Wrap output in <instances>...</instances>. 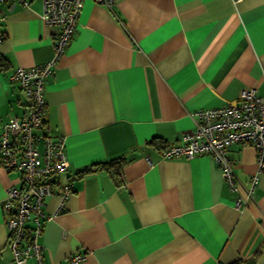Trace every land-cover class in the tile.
<instances>
[{
	"label": "crops",
	"instance_id": "0c3cea01",
	"mask_svg": "<svg viewBox=\"0 0 264 264\" xmlns=\"http://www.w3.org/2000/svg\"><path fill=\"white\" fill-rule=\"evenodd\" d=\"M0 24V125L30 101L8 75L54 56L56 29L41 3ZM254 89L264 99V0H83L73 38L45 80V127L62 136L71 184L45 200L43 264H264V171L251 145L228 157L236 188L209 157L164 159L194 127L192 114ZM165 143L156 149L153 139ZM123 157L120 181L93 163ZM257 178L252 186L253 177ZM19 175L0 166V264L9 248L6 191ZM237 203L238 206H237ZM27 264H34L28 260Z\"/></svg>",
	"mask_w": 264,
	"mask_h": 264
},
{
	"label": "built area",
	"instance_id": "2783aa9c",
	"mask_svg": "<svg viewBox=\"0 0 264 264\" xmlns=\"http://www.w3.org/2000/svg\"><path fill=\"white\" fill-rule=\"evenodd\" d=\"M41 21L56 29L54 56L46 63L29 68L18 67L8 75L30 101L24 119L11 118L0 125V166L19 175L21 186L6 191L2 209L7 215L9 248L13 259L8 264H43V246L39 239L46 215L45 200L54 191L64 202L71 195V184L62 176L69 169L62 136L52 137L45 127V80L73 38L83 0H39ZM119 0H94L111 9ZM32 0H0V24L7 19L2 11L27 8ZM4 37L0 35V41ZM194 127L181 143L162 151L164 159L209 157L220 169L231 189L236 188L233 165L228 151L233 144L251 145L257 153L258 172L264 171V99L254 89L244 90L238 100L217 109L198 110L192 114ZM257 178L252 179V186ZM239 203H237L238 206ZM83 256H73L68 264H78Z\"/></svg>",
	"mask_w": 264,
	"mask_h": 264
},
{
	"label": "trees",
	"instance_id": "16d2710c",
	"mask_svg": "<svg viewBox=\"0 0 264 264\" xmlns=\"http://www.w3.org/2000/svg\"><path fill=\"white\" fill-rule=\"evenodd\" d=\"M5 59L0 56V67L5 65ZM156 149H164L165 143L160 139H153L150 143ZM126 160L123 157H116L107 161L93 163L87 168L82 169L77 173L78 177H84L86 175L97 174L99 172H105L113 177L117 182L120 181V175L122 167L125 165Z\"/></svg>",
	"mask_w": 264,
	"mask_h": 264
}]
</instances>
